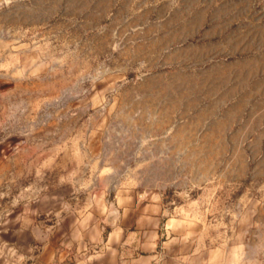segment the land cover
I'll use <instances>...</instances> for the list:
<instances>
[{
    "label": "rangeland",
    "instance_id": "374dc122",
    "mask_svg": "<svg viewBox=\"0 0 264 264\" xmlns=\"http://www.w3.org/2000/svg\"><path fill=\"white\" fill-rule=\"evenodd\" d=\"M153 207L264 264V0H0V264L60 215L135 246Z\"/></svg>",
    "mask_w": 264,
    "mask_h": 264
},
{
    "label": "crops",
    "instance_id": "0c3cea01",
    "mask_svg": "<svg viewBox=\"0 0 264 264\" xmlns=\"http://www.w3.org/2000/svg\"><path fill=\"white\" fill-rule=\"evenodd\" d=\"M156 211L153 207L152 214L140 217L141 229L132 232L137 237L135 246L126 245L124 225L106 230L89 217L65 222L60 215L47 230L50 239L40 249L37 264H224L209 262L185 230H167L162 240L155 229Z\"/></svg>",
    "mask_w": 264,
    "mask_h": 264
}]
</instances>
